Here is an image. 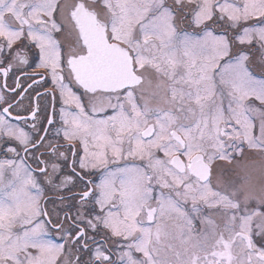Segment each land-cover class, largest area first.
Segmentation results:
<instances>
[{
    "label": "snow or ice",
    "instance_id": "6c2138e0",
    "mask_svg": "<svg viewBox=\"0 0 264 264\" xmlns=\"http://www.w3.org/2000/svg\"><path fill=\"white\" fill-rule=\"evenodd\" d=\"M0 264H264V0H0Z\"/></svg>",
    "mask_w": 264,
    "mask_h": 264
}]
</instances>
